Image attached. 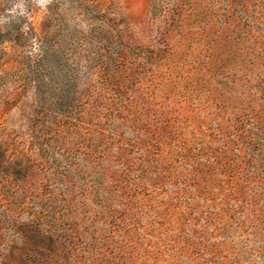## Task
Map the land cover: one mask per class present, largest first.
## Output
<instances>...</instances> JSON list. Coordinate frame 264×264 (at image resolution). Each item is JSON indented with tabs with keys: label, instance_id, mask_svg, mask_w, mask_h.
Wrapping results in <instances>:
<instances>
[{
	"label": "rangeland",
	"instance_id": "obj_1",
	"mask_svg": "<svg viewBox=\"0 0 264 264\" xmlns=\"http://www.w3.org/2000/svg\"><path fill=\"white\" fill-rule=\"evenodd\" d=\"M0 16V264H264V0Z\"/></svg>",
	"mask_w": 264,
	"mask_h": 264
},
{
	"label": "clouds",
	"instance_id": "obj_2",
	"mask_svg": "<svg viewBox=\"0 0 264 264\" xmlns=\"http://www.w3.org/2000/svg\"><path fill=\"white\" fill-rule=\"evenodd\" d=\"M36 2H37L38 4H40L41 7H43L44 4H46V3H50L51 0H36ZM16 7H18V6H14V7L8 9V11H7V15H15V14H16ZM19 14H20V15H25V13L23 12V10H22ZM0 19H2V16H0ZM24 27L26 28L27 26L25 25Z\"/></svg>",
	"mask_w": 264,
	"mask_h": 264
}]
</instances>
